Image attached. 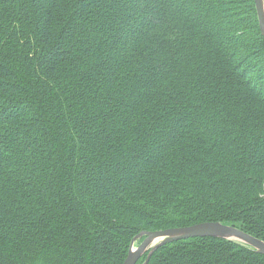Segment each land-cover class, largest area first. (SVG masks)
Instances as JSON below:
<instances>
[{"label":"trees","instance_id":"trees-1","mask_svg":"<svg viewBox=\"0 0 264 264\" xmlns=\"http://www.w3.org/2000/svg\"><path fill=\"white\" fill-rule=\"evenodd\" d=\"M204 221L264 240L254 1L0 0V264H122ZM147 264L264 254L196 237Z\"/></svg>","mask_w":264,"mask_h":264},{"label":"water","instance_id":"water-1","mask_svg":"<svg viewBox=\"0 0 264 264\" xmlns=\"http://www.w3.org/2000/svg\"><path fill=\"white\" fill-rule=\"evenodd\" d=\"M256 10L258 25L264 36V0H253ZM196 237H212L241 242L259 253L264 254V240L257 238L233 225L220 221H204L188 226L166 228L162 230H143L135 235L122 264H137L142 255L148 251L142 264H147L152 253L167 243ZM142 239L140 242L139 240ZM135 242H139L134 246Z\"/></svg>","mask_w":264,"mask_h":264},{"label":"rangeland","instance_id":"rangeland-1","mask_svg":"<svg viewBox=\"0 0 264 264\" xmlns=\"http://www.w3.org/2000/svg\"><path fill=\"white\" fill-rule=\"evenodd\" d=\"M138 243H139V242H135V243H134V246H137V245H138Z\"/></svg>","mask_w":264,"mask_h":264}]
</instances>
